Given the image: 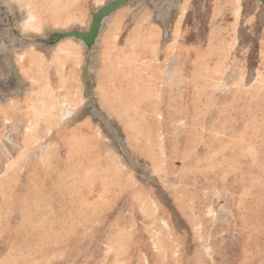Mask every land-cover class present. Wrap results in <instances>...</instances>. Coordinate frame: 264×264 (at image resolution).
<instances>
[{
  "label": "rangeland",
  "instance_id": "rangeland-1",
  "mask_svg": "<svg viewBox=\"0 0 264 264\" xmlns=\"http://www.w3.org/2000/svg\"><path fill=\"white\" fill-rule=\"evenodd\" d=\"M0 264H264V0H0Z\"/></svg>",
  "mask_w": 264,
  "mask_h": 264
},
{
  "label": "bare ground",
  "instance_id": "bare-ground-1",
  "mask_svg": "<svg viewBox=\"0 0 264 264\" xmlns=\"http://www.w3.org/2000/svg\"><path fill=\"white\" fill-rule=\"evenodd\" d=\"M27 23V22H26Z\"/></svg>",
  "mask_w": 264,
  "mask_h": 264
}]
</instances>
